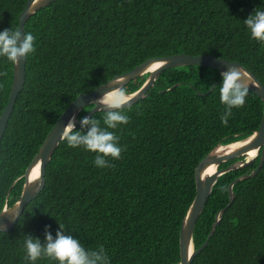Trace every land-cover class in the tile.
Here are the masks:
<instances>
[{
    "label": "trees",
    "instance_id": "trees-1",
    "mask_svg": "<svg viewBox=\"0 0 264 264\" xmlns=\"http://www.w3.org/2000/svg\"><path fill=\"white\" fill-rule=\"evenodd\" d=\"M29 0H0V31L19 28ZM264 0H57L27 21L35 52L0 143V213L21 197L25 173L62 113L81 94L151 58L211 54L241 63L264 85V41L243 21ZM14 63L0 57V116L11 93ZM148 75L129 82L135 93ZM219 71L201 65L162 73L147 97L125 107L114 131L121 154L95 165V153L62 141L47 166L44 189L10 232H0V264H32L26 235L55 236L59 224L89 250L103 246L110 264H179L180 230L196 193V170L218 144L243 140L261 126L264 102L248 92L225 123ZM94 107L86 106L78 120ZM105 111L92 117L103 121ZM80 126L77 127V130ZM238 157L219 165L228 168ZM221 175L198 219L193 243L208 246L192 264H264V164ZM35 264H57L42 256Z\"/></svg>",
    "mask_w": 264,
    "mask_h": 264
},
{
    "label": "water",
    "instance_id": "water-1",
    "mask_svg": "<svg viewBox=\"0 0 264 264\" xmlns=\"http://www.w3.org/2000/svg\"><path fill=\"white\" fill-rule=\"evenodd\" d=\"M57 0H29L26 7L22 11L19 17V28L21 33V38L25 33V25L27 21L40 9L56 2ZM158 64V65H157ZM157 67H154L156 66ZM186 65H201L213 68L223 73L227 72L230 68L241 69L242 73L247 74V83L249 85V90L258 95L264 102V85L258 77L252 73L250 70L245 68L241 63L236 61H229L224 58H219L211 54H201V55H188L185 53L175 54L167 57H157L147 60L145 63L137 66L130 72L122 74L108 81L107 83L99 86L91 93L79 95L75 101H73L70 106L62 113L58 121L55 123L54 127L51 129L46 139L44 140L39 152L33 159L32 163L28 167L25 173V182L23 186V191L20 199L11 207L6 206L0 213V232H10L16 226L18 220L23 215L28 204L34 200L37 195L44 189L46 180L45 174L47 171V166L53 158V155L63 141L61 138L63 129L65 125L69 122L72 117L76 118V127L80 126V120H78L79 113L88 105H94V107L85 115L87 117H92L99 111H106L107 109H101L96 106V102L107 92L113 90L115 87L122 86L123 88L131 81L138 77L148 75L143 86L135 93L127 94L129 97V106L137 101L147 97L149 90L153 87L159 76L166 70L171 68L186 66ZM26 82V58H20L18 63H14V77L13 84L11 88V93L9 96L8 103L0 116V143L6 132V128L10 117L14 111L16 100L18 95L24 89ZM114 83H120L121 85H115ZM125 106V107H126ZM242 142L243 145L232 149L231 145ZM232 144H218L213 148L209 154H207L196 170V197L190 206L181 226L180 230V254L181 261L179 264H192L195 257L200 254L203 249H205L211 237L214 235L216 226L220 223L222 215L225 209L221 210L216 216V222L213 225L212 231L207 239V241L199 248L195 249L193 243V235L196 223L200 218L205 205L212 194L213 188L218 182L221 175L232 171L241 169L251 165L257 157L260 155L259 166L253 170L250 174H246L242 177L237 178L229 186V197L230 204L235 199V194L233 192V187L238 181L255 176L264 164V112L261 122V126L257 131H255L249 137L233 142ZM251 150H256V155H250ZM238 157H245L244 160H238L231 164L228 168L223 170H216L210 172V168L213 165L219 167L220 164L226 163L229 160ZM39 169V175L35 179L32 177L34 169ZM6 209V210H5Z\"/></svg>",
    "mask_w": 264,
    "mask_h": 264
},
{
    "label": "clouds",
    "instance_id": "clouds-1",
    "mask_svg": "<svg viewBox=\"0 0 264 264\" xmlns=\"http://www.w3.org/2000/svg\"><path fill=\"white\" fill-rule=\"evenodd\" d=\"M243 24L252 39L264 41V7H256ZM35 39L31 32L24 33L21 38L18 29L10 28L0 31V57L18 63L20 58H26L35 52ZM212 89H219L220 100L225 105V114L222 119L226 123L232 109L245 103L249 92L247 74L242 73L241 69L230 68L222 74L221 84ZM128 101L126 90L122 86L115 87L96 102L97 107L107 109L102 122L95 117H81L80 129L77 130L76 118L72 117L65 125L61 138L69 147L82 146L86 151L95 153V165L107 167L109 157L118 159L121 154L119 137L110 129H117L120 125L128 123L129 116L125 111ZM24 247L27 259L32 264H35L42 256L57 261V264H110L103 246L97 250L86 249L80 239L66 234L61 224L55 236L51 231L46 230L43 243L39 237L26 235Z\"/></svg>",
    "mask_w": 264,
    "mask_h": 264
},
{
    "label": "bare ground",
    "instance_id": "bare-ground-1",
    "mask_svg": "<svg viewBox=\"0 0 264 264\" xmlns=\"http://www.w3.org/2000/svg\"><path fill=\"white\" fill-rule=\"evenodd\" d=\"M158 65V64H157ZM157 65L156 66H154V67H157ZM244 143H242V142H239V143H236V144H232L231 145V148L232 149H235V148H237V147H239V146H241V145H243ZM256 150H251V152H250V155L252 156V155H256ZM219 168H218V166L217 165H213L211 168H210V172H212V171H216V170H218ZM38 175H39V169H38V167L37 168H35L34 169V173H33V175H32V177H34L35 179L38 177Z\"/></svg>",
    "mask_w": 264,
    "mask_h": 264
},
{
    "label": "rangeland",
    "instance_id": "rangeland-1",
    "mask_svg": "<svg viewBox=\"0 0 264 264\" xmlns=\"http://www.w3.org/2000/svg\"><path fill=\"white\" fill-rule=\"evenodd\" d=\"M189 55V54H188Z\"/></svg>",
    "mask_w": 264,
    "mask_h": 264
}]
</instances>
